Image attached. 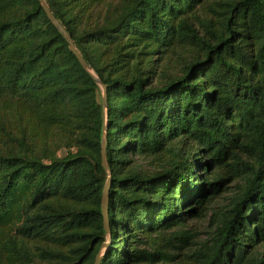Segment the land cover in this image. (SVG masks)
<instances>
[{"label": "trees", "instance_id": "16d2710c", "mask_svg": "<svg viewBox=\"0 0 264 264\" xmlns=\"http://www.w3.org/2000/svg\"><path fill=\"white\" fill-rule=\"evenodd\" d=\"M45 2L106 85L110 171L100 87L38 0H0V264L168 262L209 212L182 262L264 264V0Z\"/></svg>", "mask_w": 264, "mask_h": 264}, {"label": "water", "instance_id": "95a60500", "mask_svg": "<svg viewBox=\"0 0 264 264\" xmlns=\"http://www.w3.org/2000/svg\"><path fill=\"white\" fill-rule=\"evenodd\" d=\"M41 4V7L43 8L45 14L47 15L48 19L52 22V24L55 26L57 30H59L65 39L68 42V47L69 50L75 55L77 58L78 62L81 64V66L90 73L92 78L96 81L98 86L101 89V106L103 109V125H102V136H101V141H100V158H101V164L102 166L109 172V166L106 162L105 158V149H106V139H107V89L106 85L101 81L99 76L96 74V72L92 69L91 65L85 61V59L82 57V55L77 51L74 45V41L69 34V32L63 27V25L59 22V20L53 15L51 10L49 9L47 3L45 0H38ZM111 185V176L108 175L104 186H103V191L101 195V215H102V222H103V227L105 231L110 234L109 232V227H108V194H109V188ZM107 243H103L101 245V249L106 248ZM102 250H100L96 256L93 264H99V261L102 256Z\"/></svg>", "mask_w": 264, "mask_h": 264}, {"label": "rangeland", "instance_id": "374dc122", "mask_svg": "<svg viewBox=\"0 0 264 264\" xmlns=\"http://www.w3.org/2000/svg\"><path fill=\"white\" fill-rule=\"evenodd\" d=\"M183 53V52H182ZM170 64L174 65L175 63L179 62V59L176 55L171 54L168 58ZM180 65H176L175 68L178 69ZM229 193L223 192L218 197L215 198L213 204L218 207L220 205H223L226 202V198ZM210 212L205 215V217H194L191 220L187 222V225H191L193 228V236L190 239V243H186L181 247L180 249H176L173 247L168 246V250L171 255L174 256V258L168 262H155L153 264H185L183 261L184 257L182 255V252H185L187 248L193 243V242H199L206 238L207 234L206 231L208 229V220H209Z\"/></svg>", "mask_w": 264, "mask_h": 264}]
</instances>
